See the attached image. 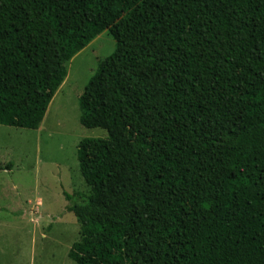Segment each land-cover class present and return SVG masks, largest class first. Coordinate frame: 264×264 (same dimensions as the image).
Returning a JSON list of instances; mask_svg holds the SVG:
<instances>
[{
    "label": "trees",
    "instance_id": "16d2710c",
    "mask_svg": "<svg viewBox=\"0 0 264 264\" xmlns=\"http://www.w3.org/2000/svg\"><path fill=\"white\" fill-rule=\"evenodd\" d=\"M103 31L68 258L264 264V0H0V125L36 130Z\"/></svg>",
    "mask_w": 264,
    "mask_h": 264
},
{
    "label": "rangeland",
    "instance_id": "374dc122",
    "mask_svg": "<svg viewBox=\"0 0 264 264\" xmlns=\"http://www.w3.org/2000/svg\"><path fill=\"white\" fill-rule=\"evenodd\" d=\"M114 50L103 31L66 63L67 76L36 130L0 125V264H73L68 252L79 224L65 195L80 203L88 194L77 145L106 137L79 124L78 98L97 62Z\"/></svg>",
    "mask_w": 264,
    "mask_h": 264
},
{
    "label": "crops",
    "instance_id": "0c3cea01",
    "mask_svg": "<svg viewBox=\"0 0 264 264\" xmlns=\"http://www.w3.org/2000/svg\"><path fill=\"white\" fill-rule=\"evenodd\" d=\"M56 94H57V93H56ZM56 94L54 95V98H55ZM54 98H53V99H54ZM53 99H52V101H53ZM52 101H51V102H52ZM51 102H50V103H51Z\"/></svg>",
    "mask_w": 264,
    "mask_h": 264
}]
</instances>
